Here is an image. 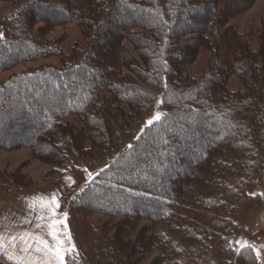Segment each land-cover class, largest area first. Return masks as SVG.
Instances as JSON below:
<instances>
[{
	"label": "trees",
	"instance_id": "obj_1",
	"mask_svg": "<svg viewBox=\"0 0 264 264\" xmlns=\"http://www.w3.org/2000/svg\"><path fill=\"white\" fill-rule=\"evenodd\" d=\"M256 1L0 0L12 4L0 23V73L62 57L46 39L56 27L75 23L86 40L62 67L0 83V151L32 149L54 167L46 180L70 157L116 153L67 210L73 223L118 220L89 224L97 264H144L156 252L148 264H199L196 245L223 247L233 233L264 175V23L249 35L229 25ZM202 51L208 66L194 80L186 67ZM233 77L243 89H229ZM150 88L163 91V112L135 136L156 99ZM14 174L23 182L4 191L34 186ZM243 252L245 264H260L253 249ZM67 264L83 263L68 256Z\"/></svg>",
	"mask_w": 264,
	"mask_h": 264
},
{
	"label": "rangeland",
	"instance_id": "obj_2",
	"mask_svg": "<svg viewBox=\"0 0 264 264\" xmlns=\"http://www.w3.org/2000/svg\"><path fill=\"white\" fill-rule=\"evenodd\" d=\"M119 18L120 17H114L113 20L119 21ZM262 23H264V0H257L249 11H247L240 17L231 20L229 25L237 28L239 32L249 35L252 34L255 31L256 27H258ZM46 39L49 42L60 43L59 47L62 49L63 52L62 57L51 56L33 62L20 64L8 71L0 73V83L7 81L13 76L39 70L41 68L62 67L66 61L71 59V56L73 55L74 51L77 52V54H81L85 51L86 48V40L84 38L82 30L75 23L63 27H56L47 35ZM125 45L133 52L132 47L129 43L126 42ZM253 49H258L257 44H253ZM209 57L210 55L208 52L202 51L198 59L194 63L186 67V74L190 78L198 80L203 75L204 71L208 66ZM150 89L155 93L156 99L153 102L151 111L143 115L139 123L135 126V136H138L144 129L150 126L147 123L150 119H153V117H155L157 114H159L161 117V114L163 112V91L159 88ZM229 89L231 91L243 89L241 81L238 78L233 77L229 82ZM67 121L76 122L75 118L73 117L65 120V122ZM155 121L156 120H153V123ZM35 125L38 126L37 124ZM203 136L204 135L202 134V137H200L204 139ZM24 154H27L29 156L26 161L22 162L15 169H11L10 167L8 168V166H12L10 160L11 157ZM115 155L116 153L111 155L108 153H99L89 158H84L81 161H77L73 157H70L65 170H61L60 174H56L49 180H46V177L54 170V167L36 159L32 149L22 148L15 151H0V186L9 190H17L18 186L15 182H23V179H20L19 177L15 176V174L13 175V172L17 170L21 171L22 174L26 176L27 180L29 179L33 181V183H35V180H33L29 175H27L26 172H34L35 174L38 171L46 168L47 170L39 179L40 181L48 182L55 179H59L60 181H65L66 184L68 183L70 186H72V190L67 196L66 201L64 202V208L69 211L71 201L75 198V196H77V194L81 190H83L85 186L91 183L100 171H102L106 166H108L112 162ZM239 220L240 223L238 222ZM105 221L114 224L118 220L108 219L103 215H95L92 219L90 218L89 221L81 220L78 222H74V224L78 225V227L82 230L88 229L91 234L89 224L92 223L97 226L101 225ZM233 222L235 224L234 231L224 242L223 247L217 241L213 242V244L209 243L208 245H196L195 248H201L203 250L202 253L208 250L216 252L220 258L221 264H245L249 260L247 259L249 254H244L243 249H245L246 247L243 246L251 242L250 245H248L247 247L256 250L257 254L260 257L261 264H264L263 174L255 177L252 187L247 191V198L244 200L242 206L238 210V213L235 215ZM145 224L146 223H143V225ZM220 246L222 248H220ZM219 248L222 249V251L220 252L223 256L220 255V252L218 250ZM157 255H159L158 252L147 256L146 260L144 261V264L150 263V261H152V259ZM197 257L198 255H194L196 261ZM251 262L252 264L254 263V260L252 258ZM215 263L218 264L217 258H215L214 260V264ZM202 264H208V262L204 261Z\"/></svg>",
	"mask_w": 264,
	"mask_h": 264
},
{
	"label": "crops",
	"instance_id": "obj_3",
	"mask_svg": "<svg viewBox=\"0 0 264 264\" xmlns=\"http://www.w3.org/2000/svg\"><path fill=\"white\" fill-rule=\"evenodd\" d=\"M11 10V3H0V23L10 14ZM28 158L29 156L27 154L11 157L12 166H8V168L15 169ZM46 170V168L42 169L35 174L34 172H26L27 175L35 180L34 186L23 188L17 193H8L0 188V235L5 237L6 246H8L7 241L11 236L24 232L39 233L47 239L49 243H52L51 237L48 235L49 229L46 227L49 222L48 214L41 211L42 205L38 199L34 198L50 200L52 195L55 194L56 200L59 203V207L55 210L56 218L63 221L62 224L58 225L57 231L61 233V237L65 239L66 243L67 238L63 237L62 234L63 232L70 233L71 241L75 245L76 253H78L71 254L70 256H77L83 264H96L92 236L89 230H82L78 225L74 224L67 210L64 208V199L71 192L72 186L59 179L48 182L40 181L39 179ZM64 214H67L66 219H64ZM238 222L240 223V220ZM38 223L41 225L39 228L36 227ZM64 225H66V227H64ZM250 243L251 242L245 244L243 247H247ZM9 251H14L15 254L19 256L23 255V253L19 251V245L14 250L9 247ZM254 251L257 254L256 250ZM257 256L260 261L258 254ZM67 257L68 256H66V264ZM215 258H217L218 264H221L220 258L216 252L211 250L204 251L200 257L199 264H202L204 261L208 262V264H214ZM0 264H14V262L7 260L6 256L0 254Z\"/></svg>",
	"mask_w": 264,
	"mask_h": 264
},
{
	"label": "snow or ice",
	"instance_id": "obj_4",
	"mask_svg": "<svg viewBox=\"0 0 264 264\" xmlns=\"http://www.w3.org/2000/svg\"><path fill=\"white\" fill-rule=\"evenodd\" d=\"M153 120L159 121L160 115L157 114L147 123L152 125ZM34 199H38L42 205L41 211L48 214L49 222L46 227L49 229L48 235L51 237L52 243H49L39 233L24 232L11 236L7 241L8 246H6L5 237L0 235V254L6 256L7 260L13 261L14 264H66V256L76 253V249L71 241L70 233L63 232L62 234L63 237L67 238L66 243L65 239L61 237V233L57 231L58 225L62 224L63 221L56 218L55 210L59 207V203L55 194L52 195L50 200H45L44 198ZM66 218L67 214H64V219ZM36 227L39 228L41 225L38 223ZM18 245L19 251L23 253L22 256L16 255L14 251H9V247L14 250Z\"/></svg>",
	"mask_w": 264,
	"mask_h": 264
}]
</instances>
